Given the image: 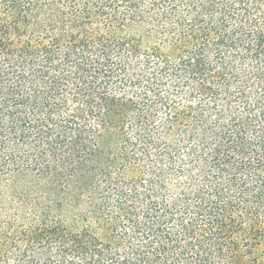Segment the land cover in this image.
I'll list each match as a JSON object with an SVG mask.
<instances>
[{"label":"trees","instance_id":"obj_1","mask_svg":"<svg viewBox=\"0 0 264 264\" xmlns=\"http://www.w3.org/2000/svg\"><path fill=\"white\" fill-rule=\"evenodd\" d=\"M0 264H264V0H0Z\"/></svg>","mask_w":264,"mask_h":264}]
</instances>
